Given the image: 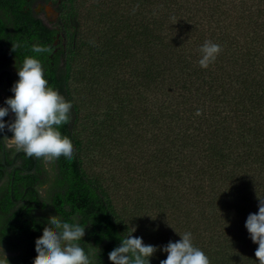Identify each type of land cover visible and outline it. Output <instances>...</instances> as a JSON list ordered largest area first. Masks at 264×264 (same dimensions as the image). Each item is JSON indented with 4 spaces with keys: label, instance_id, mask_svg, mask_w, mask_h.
Masks as SVG:
<instances>
[{
    "label": "trees",
    "instance_id": "obj_1",
    "mask_svg": "<svg viewBox=\"0 0 264 264\" xmlns=\"http://www.w3.org/2000/svg\"><path fill=\"white\" fill-rule=\"evenodd\" d=\"M139 1L157 7L154 18L142 17L140 27L131 13L126 18L116 11L113 29L123 38L98 44L87 65L97 69L94 77L112 74L111 100L120 103V92L126 91L123 101L131 106L127 115L135 125L123 118L127 107L117 108L122 112L118 127L128 126L129 136L115 145L133 150L127 154L128 167H138L143 147L152 150L143 160L144 167L155 168V177L148 168L142 183L150 186L135 196L139 199L142 192L141 201L147 196L146 204L151 203V188L160 187L157 209L165 215L170 208L176 232H191L211 264H257L258 245L245 221L264 200V0ZM49 8L58 16L55 27L39 17ZM79 29L75 0H0V100L3 93L14 95L10 89L24 59H38L49 86L72 105L71 123L59 132L74 148L71 161L53 162L54 177L44 198L40 189L49 182L44 161L22 150L15 156L18 151L7 147L3 153L12 133L6 128L0 134V245L15 253L7 258L9 264H34L36 242L55 216L85 227L81 246L92 253L93 264H111L109 252L131 234L108 191L85 170L78 129L82 110L71 90L74 64L81 57ZM205 41L219 44L221 51L201 68ZM35 47L49 51L38 53ZM104 127L117 130L108 123ZM166 179L187 187L188 199L177 188L169 190ZM150 264L160 260L150 258Z\"/></svg>",
    "mask_w": 264,
    "mask_h": 264
},
{
    "label": "rangeland",
    "instance_id": "obj_2",
    "mask_svg": "<svg viewBox=\"0 0 264 264\" xmlns=\"http://www.w3.org/2000/svg\"><path fill=\"white\" fill-rule=\"evenodd\" d=\"M75 1L77 8L79 9L80 21V29L77 39L78 46L80 47L79 55L81 56L80 58L84 60H81L83 63V65H81L79 62L80 58H76L74 64L75 70L71 81V90L74 101L82 110V120L78 129L80 137L83 140L85 170L91 178L98 180L108 191L117 212L122 216L125 223L130 226V229L131 227L136 228V231L132 233V235L142 237L145 244H151L157 247V251L154 253L152 259L160 261L164 260L167 258V254L160 251V248L167 245L170 240L173 242L176 241L175 224L172 222L173 212L170 208L166 207V214L161 215V212L157 209L158 203L163 196L160 187L156 188L154 185L151 188L154 192V200H151V203L146 204L147 201L145 200L147 199V196H145L143 202L141 201L142 192L139 193V199L138 196H135V193H138V190L143 191L141 189H146L150 186L149 183H142L144 182V175L147 177L148 168L151 172L149 175L155 177L156 171L154 170V167H144L143 159L146 157L150 149L146 146L143 147L145 154H139V161L137 163L138 167H128V161L126 160L127 154L134 153L133 150L128 151L127 145L126 148L125 145H119L120 147L115 145L123 143L125 136H129L127 132L129 128L128 126L124 129L118 127L119 120L116 118H119L122 112H119L117 108L127 107V109H125L126 114L123 118L129 126H132V124L135 125L134 119H131V116L128 117L127 115L128 111L131 110V106L128 107V102L126 100L125 102L123 101L125 99L124 95L126 91L120 92V94L122 93L120 96L123 98V100H120V103L115 101L114 98L111 100L109 97L111 91L108 90L107 87H110V84L112 87L114 84L112 74H107L106 77H103L101 72L100 75L98 74L99 77H94L97 69L94 71L87 66L89 65L88 61L92 58L91 56H94V47L98 44L102 45V47L106 46L108 41L116 37V35L118 36L116 37L117 39L123 38L120 36L119 32L117 33V31L113 29L116 26V17L114 16L117 14L116 11L119 10L120 16L126 18L128 15L127 12L131 13L133 22L142 27V22L140 23L142 17L145 16V18L149 20L153 15L154 18L157 7L148 6L145 2L140 3L139 0ZM127 3L128 6L126 5ZM54 9L55 8H49L43 11L38 10L39 17L50 27H55L57 24L58 16ZM124 9H126V13L124 12ZM114 31H116V34ZM98 41L100 43H98ZM83 71L85 72L83 73L84 78L81 77V72ZM97 78H99V80ZM128 78L129 75L126 76V79ZM122 90H124V88ZM5 99L6 96L3 93L2 99L0 100V106H4ZM108 103L111 104V109L109 111L107 110ZM115 110L117 111L115 112ZM137 113L136 116L138 115ZM108 114L111 116L107 117ZM97 115L98 119L95 118ZM9 117H12L11 113L9 114ZM95 121L99 124L104 123V126L105 123L114 125L117 130L107 131L108 127L104 126L98 128L95 125ZM143 121L145 122V120ZM99 136L103 147L97 146V144H99ZM5 144L8 149L18 151L15 146L8 143L7 139L5 140ZM151 151L152 150H150V155ZM117 157L118 159H116ZM124 159L125 161L123 162ZM44 167L48 173L49 182L40 189V192L41 195L46 198L51 181H53L54 177L53 163L44 162ZM166 180L169 190L173 191V187L177 188L181 191V194H184V198L188 199L187 195H185V193L187 194V187L178 182L173 183V180ZM177 192L179 191H175L174 193L177 194ZM183 202L186 206V201L183 200ZM142 203L144 204V207L140 208L139 206ZM3 249L7 258L15 255V253L4 247Z\"/></svg>",
    "mask_w": 264,
    "mask_h": 264
},
{
    "label": "clouds",
    "instance_id": "obj_3",
    "mask_svg": "<svg viewBox=\"0 0 264 264\" xmlns=\"http://www.w3.org/2000/svg\"><path fill=\"white\" fill-rule=\"evenodd\" d=\"M34 51L47 52L49 49L35 47ZM220 51L219 44L205 41L200 48V67L207 68L217 59ZM17 75L19 79L10 89L14 95L6 98L4 106H0V134L7 128L12 133L10 138L6 137L10 145L45 163L61 159L71 161L73 144L61 136L59 129L71 123L72 105L49 86L38 59L26 57ZM10 113L12 118L6 122L4 118ZM48 223L51 228L36 242L38 259L34 264H93L92 253L81 246L84 226L70 223L59 216L52 217ZM245 228L252 242L258 245L255 251L257 264H264V200L259 199L257 213L247 216ZM135 231L136 228L131 227L130 235L119 238V246L108 254L111 264H150L157 247L145 244L142 237L133 236ZM178 235L179 240H170L160 248L167 254L160 264H211L206 253L194 245L191 232ZM0 264H9L2 245Z\"/></svg>",
    "mask_w": 264,
    "mask_h": 264
},
{
    "label": "water",
    "instance_id": "obj_4",
    "mask_svg": "<svg viewBox=\"0 0 264 264\" xmlns=\"http://www.w3.org/2000/svg\"><path fill=\"white\" fill-rule=\"evenodd\" d=\"M4 120H6V119L4 118ZM5 149H6V144L3 143V153H5ZM4 159H5V157H4ZM4 163H5V160H4Z\"/></svg>",
    "mask_w": 264,
    "mask_h": 264
},
{
    "label": "flooded vegetation",
    "instance_id": "obj_5",
    "mask_svg": "<svg viewBox=\"0 0 264 264\" xmlns=\"http://www.w3.org/2000/svg\"><path fill=\"white\" fill-rule=\"evenodd\" d=\"M19 152H20V151L16 152L15 156H16ZM9 167H11V166H9ZM16 167H19V166H16Z\"/></svg>",
    "mask_w": 264,
    "mask_h": 264
}]
</instances>
